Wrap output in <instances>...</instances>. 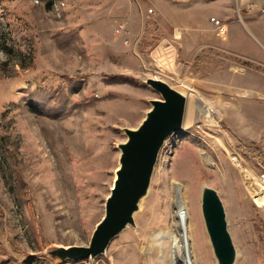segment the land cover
I'll use <instances>...</instances> for the list:
<instances>
[{"label": "rangeland", "instance_id": "obj_1", "mask_svg": "<svg viewBox=\"0 0 264 264\" xmlns=\"http://www.w3.org/2000/svg\"><path fill=\"white\" fill-rule=\"evenodd\" d=\"M147 77L187 107L135 226L95 258H53L88 245L105 214L124 128L160 97ZM234 151L264 165V0H0V264H217L204 185L223 199L235 264H264V191ZM178 184L192 237L173 262Z\"/></svg>", "mask_w": 264, "mask_h": 264}, {"label": "water", "instance_id": "obj_2", "mask_svg": "<svg viewBox=\"0 0 264 264\" xmlns=\"http://www.w3.org/2000/svg\"><path fill=\"white\" fill-rule=\"evenodd\" d=\"M145 82L160 94L136 128H124L127 139L118 144L119 166L105 201V214L97 223L88 245L56 247L48 253L59 260L95 258L106 252L111 241L129 225L148 195L158 156L166 139L184 125L187 95L160 78ZM201 211L217 264H235L238 250L219 192L202 187Z\"/></svg>", "mask_w": 264, "mask_h": 264}, {"label": "bare ground", "instance_id": "obj_3", "mask_svg": "<svg viewBox=\"0 0 264 264\" xmlns=\"http://www.w3.org/2000/svg\"><path fill=\"white\" fill-rule=\"evenodd\" d=\"M182 194H183V191H182L180 185L178 184L177 185V193H176L175 210H174L175 221L173 224V228H174L173 259H172L173 262L180 260L179 257L181 256L182 248L184 246L185 241H187L189 236L192 237V233L191 234L189 233V231L192 232V230H191V225L188 224L187 216H180V214H181L180 211L182 208L181 206L185 202ZM143 202H144V200L140 202V209L143 205ZM185 256L188 258L191 256V251L189 248L185 249ZM187 264H193V263L191 261H188Z\"/></svg>", "mask_w": 264, "mask_h": 264}, {"label": "built area", "instance_id": "obj_4", "mask_svg": "<svg viewBox=\"0 0 264 264\" xmlns=\"http://www.w3.org/2000/svg\"><path fill=\"white\" fill-rule=\"evenodd\" d=\"M36 3H41L43 2L44 0H34ZM64 4H65V1H64ZM215 23H216V26L219 30V33L224 35L226 33V30H227V27L226 25L221 22L220 20H216L214 19ZM229 157L231 159V161L239 168L241 169L242 171H244V173L249 177H250V174L251 173H256V179H257V183L259 184V190H262L264 191V165L263 163L259 162L260 163V168L258 169V171H256L252 166H250L246 161H243L242 157L236 152H232L229 154Z\"/></svg>", "mask_w": 264, "mask_h": 264}]
</instances>
